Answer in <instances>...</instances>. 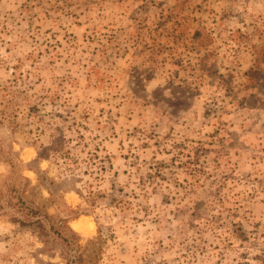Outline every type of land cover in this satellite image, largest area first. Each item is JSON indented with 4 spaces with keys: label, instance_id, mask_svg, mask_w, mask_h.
<instances>
[{
    "label": "rangeland",
    "instance_id": "1",
    "mask_svg": "<svg viewBox=\"0 0 264 264\" xmlns=\"http://www.w3.org/2000/svg\"><path fill=\"white\" fill-rule=\"evenodd\" d=\"M79 251L264 264V0H0V264Z\"/></svg>",
    "mask_w": 264,
    "mask_h": 264
},
{
    "label": "trees",
    "instance_id": "2",
    "mask_svg": "<svg viewBox=\"0 0 264 264\" xmlns=\"http://www.w3.org/2000/svg\"><path fill=\"white\" fill-rule=\"evenodd\" d=\"M66 154H67V150L64 148V140L62 137L58 136V137L54 138V140L51 142L50 145L44 147L41 151L38 152V157H40V158L41 157L51 158V157L64 156ZM20 178H22V177L17 176L16 180H19ZM22 179H24V178H22ZM57 186H60V184ZM92 194H93V192L90 190L89 191V198H87L88 204L91 208L93 207V205L95 203V199L93 198ZM80 195H82V194H80ZM20 201L23 203V205L20 209L23 211L25 216H28L29 218L36 217V216H43L44 219L47 218L48 220H50L51 231L56 233L58 237L65 240L67 242V244H71L70 240L67 239L66 234L62 233V231H61L62 228H67V226H66L67 224H66L65 219H59V220L57 219V221H54L52 219V217L49 216L45 210H42L41 208H39L38 206H35L33 204L27 205L26 202L22 199ZM40 226L44 231H46L45 227L42 223L40 224ZM79 249H80V247H79ZM64 259H65V264H79L80 260L83 259V253L81 251H79V253L75 254L74 256H67V254H66Z\"/></svg>",
    "mask_w": 264,
    "mask_h": 264
},
{
    "label": "bare ground",
    "instance_id": "3",
    "mask_svg": "<svg viewBox=\"0 0 264 264\" xmlns=\"http://www.w3.org/2000/svg\"><path fill=\"white\" fill-rule=\"evenodd\" d=\"M72 227L83 235H88L93 232V224L89 217L81 216L72 222Z\"/></svg>",
    "mask_w": 264,
    "mask_h": 264
}]
</instances>
